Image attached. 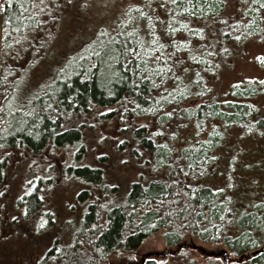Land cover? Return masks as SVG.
<instances>
[{"label":"trees","instance_id":"trees-1","mask_svg":"<svg viewBox=\"0 0 264 264\" xmlns=\"http://www.w3.org/2000/svg\"><path fill=\"white\" fill-rule=\"evenodd\" d=\"M66 4L0 0V150L77 145L80 129L67 119L98 108L108 124L120 127L119 117L134 125L121 131L136 141L128 154L137 178L104 210L102 231L92 230L89 208L81 222L88 245L54 246L47 264H108L160 229L173 247L170 264H225L221 250L226 264H264V79L224 76L238 57L234 47L245 53L252 41L264 44V0H138L105 44L104 33L65 44L73 63L59 69L64 60L50 39ZM96 40L102 47L89 49ZM255 61L263 68L264 55ZM41 64L57 73L31 78ZM65 173L93 186L103 179L89 167Z\"/></svg>","mask_w":264,"mask_h":264},{"label":"rangeland","instance_id":"rangeland-1","mask_svg":"<svg viewBox=\"0 0 264 264\" xmlns=\"http://www.w3.org/2000/svg\"><path fill=\"white\" fill-rule=\"evenodd\" d=\"M228 2L231 4L232 0ZM137 3L138 0H67L66 11L61 13V17L58 16L57 22L52 23L55 29L51 31L53 36L50 39V44L59 53L58 58L64 60L59 69L73 63L66 59L70 52L64 50L65 44L73 43L74 46V43L84 40L86 36L92 38L94 34L103 33V41L107 40L110 37L108 33L113 30L116 22L126 17L128 10L133 5H138ZM54 6L58 8L56 3ZM137 20L138 17L136 22ZM262 21L264 22V15ZM140 23L141 30L144 28L143 20ZM261 42L263 39L259 44L252 41L245 53H239L242 48L234 47L238 57L224 72V76L229 74L228 83L235 81L242 84V79L254 85L261 83L264 79V65L263 68L259 67L260 64L256 66L255 61L257 57L264 55V44L261 45ZM99 44L102 47V40L92 42L89 49L94 50ZM40 55L43 54L38 53L36 56L38 62L43 61V56ZM97 55L102 59V50ZM230 63L231 61L228 65ZM56 68L57 65H54L52 71H49L50 66L47 64L36 65L31 72V78L34 74L54 76L57 73ZM26 74L28 72L22 75ZM47 81V78L43 79L44 83ZM262 98L264 99V95ZM104 112L107 111L93 108L86 117L67 119V124L80 129L77 145L56 148L50 143L39 153L22 148L0 150V159L6 160L5 179L0 188V264H47L48 261L42 258L53 246H75L80 249L88 245L89 230L81 227L86 205L77 203V195L81 191L87 192L88 203L94 204L97 210L95 226L92 228L94 231L102 229L104 210L112 204L116 206L122 202L131 181L137 178V158L128 154L136 148V141L121 130L124 125L133 130L134 125H127L118 116L115 121L121 123L120 127L108 124L101 117ZM143 121L136 120V123ZM70 165L98 169L101 176L103 174V179L98 186L87 185L65 173ZM35 189L42 198L43 209L42 212L26 216L19 201L26 192ZM164 234L162 229L156 231L144 239L136 251L113 255L108 264H143L147 261L155 264L172 263L173 257L169 254L173 247L167 245ZM53 263L56 264L55 261H49L48 264Z\"/></svg>","mask_w":264,"mask_h":264},{"label":"flooded vegetation","instance_id":"flooded-vegetation-1","mask_svg":"<svg viewBox=\"0 0 264 264\" xmlns=\"http://www.w3.org/2000/svg\"><path fill=\"white\" fill-rule=\"evenodd\" d=\"M27 150V149H25ZM41 152V151H40ZM77 157V156H76ZM69 167H78V168H85V167H88V166H79V165H70ZM84 183H86L87 185H89L87 182L83 181ZM37 187V186H36ZM84 193L85 196L83 197V199L79 200V196L80 194ZM78 204L81 205V206H85L86 205V208H85V212L81 218V221L84 219L85 216L88 215V211H89V208L90 207H93L94 211H95V214H96V217H97V210L95 208V205L92 204L91 202L88 203V199H89V196L87 195V192L85 190L81 191L78 195ZM34 198V199H32ZM19 205L23 208V211L24 213L26 214V216L28 214H34L36 212H39L41 211L42 212V209H43V202H42V198L41 196L36 192V189L34 191H31V192H26L23 196H21V199L19 201ZM46 212V211H45ZM46 220L48 221L49 218H46ZM95 226V223L93 224ZM83 228V227H82ZM83 229H86V228H83ZM89 230V229H87ZM102 231V229H101ZM54 249V246L51 247L45 254H44V258H42V260H44L48 253L50 251H53ZM41 260V259H40ZM46 261V260H45ZM51 261H53V259H51Z\"/></svg>","mask_w":264,"mask_h":264},{"label":"water","instance_id":"water-1","mask_svg":"<svg viewBox=\"0 0 264 264\" xmlns=\"http://www.w3.org/2000/svg\"><path fill=\"white\" fill-rule=\"evenodd\" d=\"M216 256L220 257L225 264L228 262V253L225 250L219 251Z\"/></svg>","mask_w":264,"mask_h":264},{"label":"snow or ice","instance_id":"snow-or-ice-1","mask_svg":"<svg viewBox=\"0 0 264 264\" xmlns=\"http://www.w3.org/2000/svg\"><path fill=\"white\" fill-rule=\"evenodd\" d=\"M173 2H175V0H173Z\"/></svg>","mask_w":264,"mask_h":264}]
</instances>
